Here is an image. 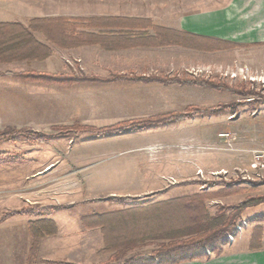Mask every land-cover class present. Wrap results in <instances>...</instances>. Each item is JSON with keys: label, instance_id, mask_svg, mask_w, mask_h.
Instances as JSON below:
<instances>
[{"label": "crops", "instance_id": "1", "mask_svg": "<svg viewBox=\"0 0 264 264\" xmlns=\"http://www.w3.org/2000/svg\"><path fill=\"white\" fill-rule=\"evenodd\" d=\"M92 16L150 19L154 24L165 28L202 36L207 39L206 43L211 45L216 44L215 40H220L242 47L264 46V0H0V22H16L28 26L31 19L38 17ZM130 32L139 31L135 28L113 29L114 34ZM149 32L154 34L153 30ZM35 36L46 43L43 34L35 33ZM92 47L110 51L100 45L69 49L53 46L52 55L45 60L49 59L56 64L58 55L64 52L84 54ZM146 48L172 51L171 56L163 57V72H150L146 68L140 71L122 69L104 70L106 74L101 75L81 70L102 77L110 76L113 72L138 75L169 74L164 68L171 63L175 66L181 63H198L200 53L207 55L218 53L187 49L177 45L138 47L110 52L120 53ZM58 49L63 52L57 55ZM229 51L231 50L219 52ZM84 58L88 60L86 56ZM135 59L129 58L126 61L133 63ZM53 69L48 72L72 70ZM23 82L31 85L0 86V130L8 127L18 130L29 129L46 136L29 137L24 133L0 134V155L16 154L24 159L22 162L0 164V218L8 211L31 206L89 204L91 201L109 196L146 199L157 193L163 195L168 189H172L168 187L165 175L191 179L199 166L210 169L201 163L199 155L193 152H169L163 157V152L153 154L144 150L152 149L150 143L123 149L110 145L117 140H126V137H120L126 133H111L90 138L83 133L74 136L59 130L61 127H69L76 123L104 127L125 120L146 118L149 115L151 117L171 111H183L187 106L194 105L192 100L186 97L193 93V87L197 85L163 84L141 80L78 82L70 85ZM7 94L14 96L11 101L5 99ZM199 115L194 114L187 118L186 121L190 122L185 129H177L178 131L171 129L175 142L187 143L198 140L199 129L194 131V124L199 126V122L195 120ZM179 123L180 121H174L169 124L173 128ZM13 136L17 137L13 139ZM166 166L171 168L168 169ZM158 201L163 199H153V202ZM67 208L54 210L46 216L56 222L58 232L41 239L35 264H55L52 261L57 260L65 261L66 264L106 262L105 258H109V255L98 253L104 246L102 231L99 227H87L82 221L83 216L80 217L76 230L72 231L70 228L67 235L61 234V226L55 216ZM38 218L40 217L13 213L0 220V264L28 263L32 245L29 223ZM251 224L235 235L232 242L224 245L220 254H211L207 259L180 264H247V260L252 258L251 255H260L262 258L261 251L264 248L250 247L253 235ZM76 234L83 238L74 239ZM87 249H91L97 256V261L87 262L83 259ZM59 254L69 255L70 260L53 258Z\"/></svg>", "mask_w": 264, "mask_h": 264}, {"label": "trees", "instance_id": "2", "mask_svg": "<svg viewBox=\"0 0 264 264\" xmlns=\"http://www.w3.org/2000/svg\"><path fill=\"white\" fill-rule=\"evenodd\" d=\"M81 28H83L81 30ZM137 29L138 33L114 34L113 29ZM88 31H87V30ZM90 29H98L91 31ZM149 30H153L151 34ZM41 33L46 43L35 36ZM206 38L187 32L165 28L153 23L150 19L128 18L121 16H92L88 18L38 17L30 20L25 26L16 22H0V63H11L24 60H45L54 51L53 46L69 49L85 45H100L106 50H123L138 47L182 46L195 50L217 51L231 45L225 41L215 40L216 44L206 43ZM211 41V40H210ZM239 46V45H237ZM6 74L20 80L41 84H75L78 82H113L117 80H141L163 84L199 85L206 88L229 91L238 95L259 94L258 90L248 84H229L225 80L208 77H197L189 74L153 73L150 75L111 73L102 77L94 73H86L81 69L70 72H48L37 70L9 71ZM264 101V97L258 99ZM258 102L256 99L247 103ZM235 108L234 103H219L212 106L189 105L184 111H171L148 117L147 120H125L109 126L96 127L76 123L69 127H61V132L91 133L104 135L123 132L134 127L135 123L149 122L159 124L168 121H179L190 118L194 114L221 115L228 109ZM164 121V122H163ZM30 136H46L29 129L5 128L1 135L14 133ZM17 136H13L15 139ZM24 161L21 155H0V164ZM189 182L199 183L201 181ZM264 183V179H259ZM212 194L196 193L179 196L145 206H131L125 209L83 216L87 227H99L103 234L104 246L99 255H109V260L97 264H180L182 262L207 259L211 254H219L228 243L231 235L236 234V224L242 218L243 211L264 202V195L247 197L237 204H219L212 214L206 201ZM131 197L109 196L104 199L113 202H127ZM68 204L49 207L31 206L20 210L8 211L2 215L4 220L13 213L28 214L40 218L29 223L32 237L28 263L35 264L39 243L42 238L57 234L56 222L48 218L54 210L69 207ZM263 231H253L250 247L261 248ZM155 245L149 252L137 249ZM55 264H66L65 261H52Z\"/></svg>", "mask_w": 264, "mask_h": 264}, {"label": "rangeland", "instance_id": "3", "mask_svg": "<svg viewBox=\"0 0 264 264\" xmlns=\"http://www.w3.org/2000/svg\"><path fill=\"white\" fill-rule=\"evenodd\" d=\"M237 45H231L222 49H230L231 51L229 52H219L221 50H200L203 52L218 53L212 55L200 53V61L198 63H181L178 66L171 63L164 69H166L169 74L177 72L179 74L225 80L229 84H248L251 88L258 90L260 92L259 94L248 96L238 95L229 91H221L216 88H203V86L197 85L199 87L194 86V91L191 95L185 96L186 99L192 100V104L212 106L219 103H234L235 105L233 111L228 109L221 115L207 116L200 114L198 118L195 119L199 122V126L194 124V131L199 129V136L197 135L198 140L187 143L182 141L175 142V136L171 134V129H185L190 121L184 119L179 120L180 123L173 126V128L169 124L171 121H163L164 123L159 124H151L149 122H140V124L135 123L134 127L125 129L123 132H117L119 134L126 133L124 136H120L126 137V140H117L116 143H110V145H113L115 148L122 149L125 147L137 146L138 144L150 143L152 149L144 148V150L152 152L153 154L163 152V157L169 152L176 151L196 153L199 155L200 162L210 168L207 169V167L199 166L195 171L191 179L201 182L192 186L190 184H194L195 182H189L191 179L178 178L176 175H165L164 178L168 187L172 189H168L163 195L157 193L146 199L135 198V200L131 199L124 203L95 200L91 201L89 204H72L67 209L61 210L55 216L60 223L62 235H67L70 228L72 231L76 230L75 228L81 216L125 209L131 206H145L154 203V198L167 200L196 193L212 194V198L206 201V205L209 211L214 214L219 204H237L247 197L264 195V183L258 182L259 179H264V101L260 102L258 100L264 97V46L242 47L241 45ZM62 52L63 51L59 49L56 50L57 55ZM79 54H75V52H64L62 55H58V62L56 64L49 59L44 61L0 63V86L2 84H29L7 75L6 73L9 71H53V68L66 70L71 68L74 70L84 69L89 72H97L98 74L104 75L106 74V70L133 69L140 71L146 68V70L150 72H163V57L166 58L171 56L172 51L163 48H146L112 53L97 47H92L84 52L85 55L83 53ZM77 55L78 57H76ZM85 56L88 59L87 61L84 58ZM134 57L136 59L133 63L126 61ZM141 58L145 60H138ZM143 65H145V67H143ZM10 88L11 87H9V89ZM10 95L11 94H7L5 96L7 101H11L10 99L14 97ZM252 99H256L258 102L255 101L253 104L246 102ZM129 113L130 111L127 112V114ZM123 118L125 119L126 117ZM147 118L148 116L146 118L134 120L141 121L143 119L147 120ZM4 130L5 129L0 130V132ZM174 131L175 130H173V133ZM25 134H28V132ZM70 134L77 136L82 133L70 132ZM83 134L90 138L92 136H100L91 133ZM166 167L168 169L171 168V166ZM194 190L195 192H192ZM239 224L242 225L243 229L251 224L253 225V231L256 229L262 230L261 249L264 248V202L246 208L242 213V218L237 222L236 226ZM239 233L240 231L236 229L235 235ZM235 235H233L234 238ZM81 237L83 238V236L76 234L74 239L80 240ZM90 240L93 241L94 239ZM233 240L229 238L228 243ZM89 245L93 246L92 243H89ZM154 247L155 245H147L137 250L146 252ZM261 253L262 258L260 255L255 256L250 254L252 258L247 260L246 263L264 264V249ZM74 256L77 257L78 255ZM53 258L70 260L69 255L65 254L54 255ZM83 259L87 262H95L98 260L91 249H87V254ZM105 259L109 260L108 257Z\"/></svg>", "mask_w": 264, "mask_h": 264}, {"label": "built area", "instance_id": "4", "mask_svg": "<svg viewBox=\"0 0 264 264\" xmlns=\"http://www.w3.org/2000/svg\"><path fill=\"white\" fill-rule=\"evenodd\" d=\"M236 229L241 232L243 230L242 225L241 224L237 225ZM233 239H234V237H233V235H231L230 240H233Z\"/></svg>", "mask_w": 264, "mask_h": 264}]
</instances>
